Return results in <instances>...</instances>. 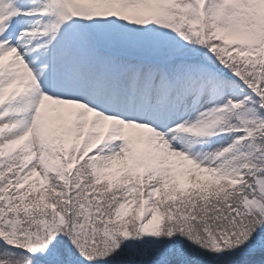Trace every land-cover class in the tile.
Returning a JSON list of instances; mask_svg holds the SVG:
<instances>
[{
    "label": "snow or ice",
    "instance_id": "snow-or-ice-1",
    "mask_svg": "<svg viewBox=\"0 0 264 264\" xmlns=\"http://www.w3.org/2000/svg\"><path fill=\"white\" fill-rule=\"evenodd\" d=\"M0 264H264V0H0Z\"/></svg>",
    "mask_w": 264,
    "mask_h": 264
}]
</instances>
